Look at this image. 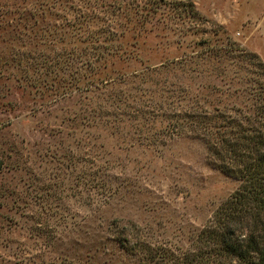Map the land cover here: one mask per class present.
<instances>
[{
	"label": "rangeland",
	"instance_id": "374dc122",
	"mask_svg": "<svg viewBox=\"0 0 264 264\" xmlns=\"http://www.w3.org/2000/svg\"><path fill=\"white\" fill-rule=\"evenodd\" d=\"M136 2L0 0V264H153L238 186L201 141L164 137L148 102L234 70L195 56L212 47L264 62V0H192L195 26L165 9L141 32Z\"/></svg>",
	"mask_w": 264,
	"mask_h": 264
},
{
	"label": "trees",
	"instance_id": "16d2710c",
	"mask_svg": "<svg viewBox=\"0 0 264 264\" xmlns=\"http://www.w3.org/2000/svg\"><path fill=\"white\" fill-rule=\"evenodd\" d=\"M135 6L144 12L133 24V29L139 25V32L144 23L152 22L156 13L163 14L165 9L196 25L192 0H143ZM224 55L232 57L228 64H234L235 69L230 71L225 64L217 68L213 77L218 83L200 84L192 92L180 80L178 86H167L170 94L164 99L161 94L159 103L153 99L148 102L153 109L160 107L161 114L156 116L162 117L164 137L191 136L201 141L212 165L239 182L195 233L188 248L152 255L147 252L145 257L153 264H264V62L256 53L235 44L195 54L216 62H222ZM192 57L161 63L159 69L178 66L185 70L184 64ZM202 89L204 95L200 94ZM134 113L136 118L143 112L138 108ZM156 116L150 110L144 121L153 123ZM163 138L160 143H165Z\"/></svg>",
	"mask_w": 264,
	"mask_h": 264
}]
</instances>
